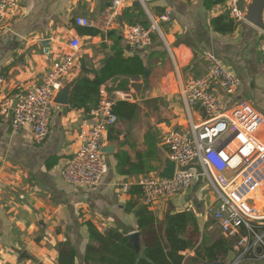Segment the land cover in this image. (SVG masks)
I'll return each instance as SVG.
<instances>
[{"label":"crops","instance_id":"crops-1","mask_svg":"<svg viewBox=\"0 0 264 264\" xmlns=\"http://www.w3.org/2000/svg\"><path fill=\"white\" fill-rule=\"evenodd\" d=\"M112 1L16 0L0 23V264H58V244L68 239L78 249L76 264H84L88 221L101 232L111 228L125 231L127 236L139 232L138 248H144L155 239L146 238L138 229L135 210L143 204L156 217V237L165 249L170 246L166 236L169 216L181 212L195 216L197 224L190 223L180 235L188 240L193 234L192 246L176 252L182 254L183 264H233L240 250L235 238L222 233L212 214L218 195L205 177L194 180L187 191L153 205L144 203L137 181L143 176L160 177L172 160L163 143L167 131L189 137L191 125L205 119L201 106L188 104L181 92L189 79L206 74L209 62L205 54L219 57L239 81L233 94L217 89L225 108L245 100L264 116V31L246 19L235 22L227 0H153L147 4L150 13L158 19L170 12V19L160 22L162 35L154 33L151 46L136 48L123 38L122 28L131 21L149 25L146 8L134 1L114 13ZM222 14L234 21V31L223 34L214 29L212 20ZM78 17L89 20L90 25H79ZM74 36L83 47L65 84L78 77L94 78L118 50L126 56L139 55L146 68L143 75H116L100 85V89L120 90L133 84L136 99L116 105L118 122L110 128L112 139L108 131L104 145L115 148L103 153L108 171L95 187L71 184L62 176L80 145L78 131L91 123L95 107H76L71 95L69 104L56 103L48 136L39 144L34 142L30 126L14 130L12 112H1L5 97L15 102L71 51L69 42ZM45 39L50 40L48 46L43 44ZM122 101L137 105L130 119L120 113ZM257 135L264 142V123ZM186 167L201 169L199 161ZM126 181L131 182L127 191L121 187ZM249 201L264 216V183ZM258 225L264 231V222L258 221ZM222 238L233 249L210 259L207 247ZM238 264H264V244L251 248Z\"/></svg>","mask_w":264,"mask_h":264},{"label":"built area","instance_id":"built-area-1","mask_svg":"<svg viewBox=\"0 0 264 264\" xmlns=\"http://www.w3.org/2000/svg\"><path fill=\"white\" fill-rule=\"evenodd\" d=\"M134 1L146 8L150 23L125 24L122 36L133 47H149L154 33L162 35L160 22L168 21L171 13L155 18L147 8L148 2L153 0H113L112 9L114 13L118 12ZM244 1L227 0V10L235 22L245 21ZM15 6L16 0H0V23ZM76 21L79 25H90L85 18L78 17ZM69 46L71 51L52 64L40 83L32 85L18 97L15 106L14 100L8 96L1 103L3 114L12 112L13 129L30 126L33 140L38 144L48 136L56 96L65 85L66 77L75 69L83 42L74 36ZM262 49L264 51V39ZM205 59L209 62L206 74L189 79L181 91L188 104L201 103L206 110L205 119L191 125L189 137L175 130H169L163 136L170 158L176 163L174 176H143L137 184L144 203L153 205L187 191L194 180L205 177L218 195L212 214L222 233L236 239L235 247L240 254L233 264H238L251 248L264 244V231L258 225V220L264 216L249 201L264 183V142L257 135L264 116L245 100L226 109L217 89L233 94L239 81L215 54H205ZM0 81H3L2 77ZM111 89L107 86L100 89L99 102L91 110V123L78 131L80 145L62 169V176L71 184L95 187L108 171L102 148L109 129L118 122L116 105L121 100L136 99L133 84L125 89ZM196 161L201 169L186 167ZM130 184L126 181L121 187L127 191Z\"/></svg>","mask_w":264,"mask_h":264},{"label":"trees","instance_id":"trees-1","mask_svg":"<svg viewBox=\"0 0 264 264\" xmlns=\"http://www.w3.org/2000/svg\"><path fill=\"white\" fill-rule=\"evenodd\" d=\"M131 21L130 23H134ZM214 29L219 33L234 31L236 24L229 18L228 14H222L212 20ZM146 68L139 55H123L121 50L106 59L104 65L97 71L94 78L83 77L73 87L71 103L76 107H84L89 110L96 107L99 101V89L103 82L116 75L137 77L143 75ZM137 105L128 101L119 103V110L124 118L130 119L135 113ZM117 112V111H116ZM138 204H134L136 207ZM138 218V229L146 238L155 239L152 244L138 248L127 236V232L118 228H111L101 232L92 222H86L89 240L85 245L82 262L84 264H183V251L192 246L191 239H182L181 233L185 231L190 223L197 224V219L190 212H181L168 218L166 236L170 242L169 248L162 245L156 237V217L147 205H140L135 210ZM221 244V245H220ZM219 247V248H218ZM217 252H215L214 250ZM221 248H224L222 251ZM233 249L232 244L226 238L220 239L212 248L207 247V256L216 258ZM58 264H76L79 253L76 245L69 239L58 244Z\"/></svg>","mask_w":264,"mask_h":264},{"label":"water","instance_id":"water-1","mask_svg":"<svg viewBox=\"0 0 264 264\" xmlns=\"http://www.w3.org/2000/svg\"><path fill=\"white\" fill-rule=\"evenodd\" d=\"M138 5L139 3L136 2ZM244 17L246 21L254 24L258 28L264 31V0H249L247 4L245 5L244 10ZM121 19V18H120ZM49 39L43 40L44 46L49 45ZM83 69H87L83 65ZM80 79V77L73 79L72 81L66 83L58 92L56 96V103L60 105H67L70 103V95L72 88L74 87L75 83ZM17 100L14 102V106L16 104ZM197 106H201V108L205 111V108L201 105L200 102L197 103ZM112 132L111 129L109 130V139H112ZM115 146H103L102 152H110L114 150ZM167 168L160 174V177L162 178H172L174 176V173L176 171V163L173 160L167 161ZM259 222H264V219L258 220ZM129 239L138 247V239H139V232L132 233L128 235ZM233 253H230V257H232ZM213 264H221L220 262H214Z\"/></svg>","mask_w":264,"mask_h":264},{"label":"rangeland","instance_id":"rangeland-1","mask_svg":"<svg viewBox=\"0 0 264 264\" xmlns=\"http://www.w3.org/2000/svg\"><path fill=\"white\" fill-rule=\"evenodd\" d=\"M212 187V186H211ZM213 188V187H212ZM213 190L215 191V189L213 188ZM216 192V191H215ZM216 194H217V192H216Z\"/></svg>","mask_w":264,"mask_h":264}]
</instances>
